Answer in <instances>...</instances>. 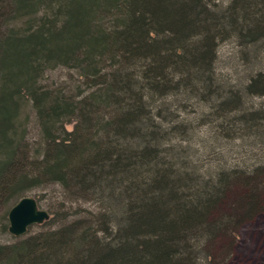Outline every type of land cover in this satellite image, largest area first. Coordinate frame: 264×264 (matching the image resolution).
<instances>
[{
    "label": "trees",
    "instance_id": "16d2710c",
    "mask_svg": "<svg viewBox=\"0 0 264 264\" xmlns=\"http://www.w3.org/2000/svg\"><path fill=\"white\" fill-rule=\"evenodd\" d=\"M230 41L245 72L234 82L216 74ZM263 46L264 0H0V208L49 184L99 205L0 244V264H225L241 222L264 214ZM57 67L84 89L43 87ZM195 106L198 125L180 117ZM208 124L251 145L254 162L192 161L187 142Z\"/></svg>",
    "mask_w": 264,
    "mask_h": 264
},
{
    "label": "rangeland",
    "instance_id": "374dc122",
    "mask_svg": "<svg viewBox=\"0 0 264 264\" xmlns=\"http://www.w3.org/2000/svg\"><path fill=\"white\" fill-rule=\"evenodd\" d=\"M228 3V0H219V4L224 7ZM31 19H24L18 22L15 26L19 29H24L26 23ZM240 48L236 46V43L227 42L219 48V58L217 61V77L225 81H239L241 77H244L245 72L243 69L242 61L240 60ZM259 61L261 63L260 68L264 69V46L258 53ZM40 84L45 88L62 89L68 94H76L78 90H83L82 79L75 70H68L63 67H57L49 70L42 77ZM171 109V108H170ZM173 110V109H172ZM199 110L187 107L181 109L180 117L191 120L194 125H198L199 122L195 121L198 118ZM21 125L26 129L27 139L32 147V150L36 152L39 150L41 143V135L36 122L34 110L30 107V104L23 106L20 114ZM66 130L71 131L73 124H66ZM215 130L208 125L202 127L196 126L194 136L187 142L188 148L192 150V161L197 164L203 163V166L207 168L217 167V165H242L251 164L256 159L253 157L251 145L242 143L240 140L226 141L221 138H216ZM185 146V145H184ZM250 152H253L252 154ZM208 159L212 161L209 162ZM235 194H228L227 205L221 206L222 211H226L233 208V201L238 202L241 193L238 190L233 191ZM239 195V196H238ZM25 196L35 199L40 209L49 213V218H57L65 222L80 218L87 213L98 214L99 205L92 200H85L82 198H76L68 195L57 184H49L37 189L32 190L25 194ZM231 201V202H230ZM6 208H0V244H10L15 240L13 236L3 229V226L7 221L4 220V216L8 213L9 209L15 204ZM236 205V204H235ZM234 205V207H235ZM230 206V207H229ZM235 209V208H234ZM220 210V211H221ZM42 230L40 225L32 226L28 229V235L34 234ZM234 246L231 249V257L225 264H264V214H257L252 219L241 222L237 231L234 234ZM231 239L226 237L225 240L219 239L214 243L212 251L217 252L225 245H228ZM208 247V246H207ZM211 250V247H210Z\"/></svg>",
    "mask_w": 264,
    "mask_h": 264
},
{
    "label": "water",
    "instance_id": "95a60500",
    "mask_svg": "<svg viewBox=\"0 0 264 264\" xmlns=\"http://www.w3.org/2000/svg\"><path fill=\"white\" fill-rule=\"evenodd\" d=\"M49 219V213L38 207L35 199L25 196L7 213L8 233L16 238L27 234L30 227L41 225Z\"/></svg>",
    "mask_w": 264,
    "mask_h": 264
}]
</instances>
